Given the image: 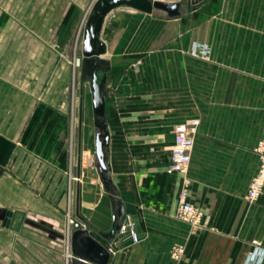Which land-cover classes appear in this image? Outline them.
Instances as JSON below:
<instances>
[{
    "label": "crops",
    "instance_id": "1",
    "mask_svg": "<svg viewBox=\"0 0 264 264\" xmlns=\"http://www.w3.org/2000/svg\"><path fill=\"white\" fill-rule=\"evenodd\" d=\"M151 1L179 3L180 16L123 6L99 36L107 190L89 147L99 130L93 110L86 123L88 93L73 143L68 86L77 65L91 72L93 63L82 58V43L72 58L71 29L59 31L64 19L82 20L89 0H54L53 43L35 45L31 59L38 94L9 97L2 108L11 115L0 117V223L10 216L0 232L10 237L13 224L16 264L71 263L68 211L116 250L109 264H264V189L256 202L245 199L264 119V0ZM191 119L200 124L186 177L199 227L178 218L183 176L165 171L173 128ZM120 206L125 225L138 217L136 243L128 233L105 238Z\"/></svg>",
    "mask_w": 264,
    "mask_h": 264
},
{
    "label": "rangeland",
    "instance_id": "2",
    "mask_svg": "<svg viewBox=\"0 0 264 264\" xmlns=\"http://www.w3.org/2000/svg\"><path fill=\"white\" fill-rule=\"evenodd\" d=\"M94 2L95 0H89L82 20L78 22L74 17L67 20L64 19L62 22L63 27L59 29L61 32L62 30L65 32L71 29L70 55L72 58L75 55V51L76 55L79 56L83 29L87 17L92 14ZM54 8V0H0V117L2 118H4L5 114H9L8 110L5 112L6 108H2L3 104L8 102L9 97L13 98L14 96L16 102L24 94L26 96V102H30L31 94H38L36 81L37 67H32L33 64L31 62L32 56L35 53L33 48L39 43H53L54 35L49 34L50 24H52L53 19L49 18L48 15ZM40 54L41 58L47 59V51H41ZM84 65L83 63V65L76 66L75 83L71 81L68 86L69 97L72 100L73 108L72 119L75 125L73 143H75L78 137L77 124L79 122L84 124V95L87 93L89 96L91 95L90 81L92 71L90 72ZM80 69L82 70L84 79L81 76L79 77ZM40 87H42V91L47 90L48 82L46 81L44 84H41ZM91 104L90 98H87L85 102L87 125L91 122V116L87 112V106L90 108ZM20 105L15 103L14 106L17 108ZM12 112L14 113V109ZM90 112L92 113L91 110ZM11 121L14 123L15 115ZM89 147L94 155V140H92ZM9 218L10 216L4 217V220H6L4 221L5 223L1 221V231L2 225H5ZM9 230L13 234L8 238L6 235H1L0 232V240H3L0 241V264H16V245L13 224H11Z\"/></svg>",
    "mask_w": 264,
    "mask_h": 264
},
{
    "label": "water",
    "instance_id": "3",
    "mask_svg": "<svg viewBox=\"0 0 264 264\" xmlns=\"http://www.w3.org/2000/svg\"><path fill=\"white\" fill-rule=\"evenodd\" d=\"M129 7L142 13L151 14L153 10L165 12L170 18L180 16V4H167L161 1L151 0H97L92 7L85 22L82 38V58L85 62L92 61V73L90 89L92 95V110L94 114V126L99 132L95 134V157L105 188L109 189L106 175L109 172L106 164L104 148L108 144V134L103 122L105 111V99L102 96L104 79H99L100 63L98 57L104 54L105 45L99 36L105 17L119 7ZM126 221V213L123 206L119 207L118 217L114 220L110 233L105 238H113ZM136 234L141 232L137 216L131 218ZM70 252L72 260L70 264H109L110 255L107 249L87 230H76L71 234Z\"/></svg>",
    "mask_w": 264,
    "mask_h": 264
},
{
    "label": "built area",
    "instance_id": "4",
    "mask_svg": "<svg viewBox=\"0 0 264 264\" xmlns=\"http://www.w3.org/2000/svg\"><path fill=\"white\" fill-rule=\"evenodd\" d=\"M199 124L200 121L198 119H191L174 126L172 131L173 141L169 147V163L165 170L168 175L176 174L183 176L182 186L178 196V218L193 227L202 225L203 214L188 201L190 180L186 177V172L190 165L194 135ZM255 152L259 157V166L249 184L245 198L250 203L256 202L264 189V119L261 138L255 147ZM66 227L69 234H72L76 230H85L83 222L74 217L70 211L66 215ZM118 233L121 235L128 233L134 243L138 242V235L135 233L133 225L127 226L124 224ZM252 244L256 247L255 251H258V255L261 256L263 252L257 248L258 243L253 241ZM107 251L110 256L116 255V250L113 248H108ZM180 253V249H174L172 252L173 258H178ZM67 257L72 259L71 252L67 253Z\"/></svg>",
    "mask_w": 264,
    "mask_h": 264
},
{
    "label": "bare ground",
    "instance_id": "5",
    "mask_svg": "<svg viewBox=\"0 0 264 264\" xmlns=\"http://www.w3.org/2000/svg\"><path fill=\"white\" fill-rule=\"evenodd\" d=\"M90 110L92 111V104L90 108L87 106V112H90Z\"/></svg>",
    "mask_w": 264,
    "mask_h": 264
}]
</instances>
